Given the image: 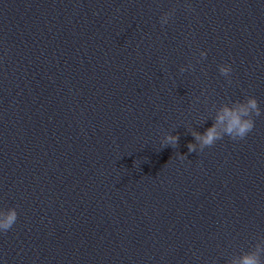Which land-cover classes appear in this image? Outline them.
<instances>
[{
    "label": "water",
    "instance_id": "water-1",
    "mask_svg": "<svg viewBox=\"0 0 264 264\" xmlns=\"http://www.w3.org/2000/svg\"><path fill=\"white\" fill-rule=\"evenodd\" d=\"M249 96L244 139L189 152ZM0 207L18 213L0 264H232L264 247V0H0Z\"/></svg>",
    "mask_w": 264,
    "mask_h": 264
},
{
    "label": "clouds",
    "instance_id": "clouds-1",
    "mask_svg": "<svg viewBox=\"0 0 264 264\" xmlns=\"http://www.w3.org/2000/svg\"><path fill=\"white\" fill-rule=\"evenodd\" d=\"M172 14V12L165 13L162 22L167 24ZM206 55V52H201L202 57ZM219 71L223 76L229 77L232 68L228 64H221ZM261 112L259 102L254 96L223 105L217 111L214 123L210 127L202 133L192 132L195 143L190 142L188 144L189 152L203 150L206 146L215 144L216 141L223 139L225 136L230 137L232 140L244 139L255 127L254 116H260ZM178 141V135L168 134L163 138L162 144L164 146H175ZM180 156L183 157L184 155ZM17 218L16 208L4 209L0 207V232L11 229ZM262 252H264V247L258 245L255 251L241 255L239 258L234 259L232 264H264V261L261 260Z\"/></svg>",
    "mask_w": 264,
    "mask_h": 264
}]
</instances>
